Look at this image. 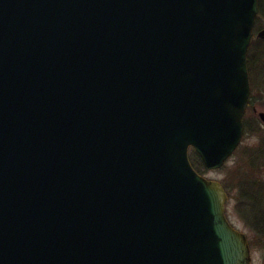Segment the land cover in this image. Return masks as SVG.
Listing matches in <instances>:
<instances>
[{"label":"water","instance_id":"95a60500","mask_svg":"<svg viewBox=\"0 0 264 264\" xmlns=\"http://www.w3.org/2000/svg\"><path fill=\"white\" fill-rule=\"evenodd\" d=\"M256 13L0 0V264H253L188 151L214 170L240 143Z\"/></svg>","mask_w":264,"mask_h":264},{"label":"rangeland","instance_id":"374dc122","mask_svg":"<svg viewBox=\"0 0 264 264\" xmlns=\"http://www.w3.org/2000/svg\"><path fill=\"white\" fill-rule=\"evenodd\" d=\"M264 6V3H263ZM258 17V25L256 26L257 29L253 31L251 35V41L254 40V43L250 48L247 47L248 52L251 50L252 57L256 58V60H251L250 64H253V70L250 73V80H251V90L252 96L256 94V99L259 100V104L256 106L257 112L264 110V83L259 80L255 75V73L260 69L261 62H264V37L257 38L255 36L256 32L259 28L264 27V10L261 8L256 14V18ZM247 52V54H248ZM256 55V56H255ZM249 64V66H250ZM264 71V70H262ZM264 73V72H263ZM245 117L244 122L246 123V129L243 128L242 138H240V143L234 148L232 155L224 160V165L221 168H216L214 170H208L205 167V170L202 171L201 175L207 176L209 179H218L219 183L223 186L225 184L229 185V187L224 188L227 200L225 201V215L229 218L230 223L237 229L242 230L244 235H246L247 239L249 240L248 245L250 246V256L252 258L253 264H264V231L263 234L255 233L254 230L250 225H247V222L251 208V204H247L245 207L246 210L241 213L238 212V207L236 204V200L238 199L237 191L235 192V188L233 186V182L237 177L235 176V171L237 169L244 171L246 169V165H244V158L245 155L249 153H255V150L259 149L260 141H258V136L255 132L257 130L261 134H264V121L257 120V113L251 111L248 107L245 110ZM254 130V131H253ZM190 151V149H189ZM188 151V152H189ZM264 175V171H263ZM264 181V176L262 178Z\"/></svg>","mask_w":264,"mask_h":264},{"label":"trees","instance_id":"16d2710c","mask_svg":"<svg viewBox=\"0 0 264 264\" xmlns=\"http://www.w3.org/2000/svg\"><path fill=\"white\" fill-rule=\"evenodd\" d=\"M259 11L261 8L264 10L263 4L258 2ZM258 17L256 18V22L254 23V29H257L258 25ZM255 44L254 40L250 42L248 45L249 48ZM248 48V49H249ZM251 49V48H250ZM251 50L246 55L247 63L250 64L251 60H256V58L252 57ZM256 56V55H255ZM245 117V114H244ZM243 118V117H242ZM244 121V118H243ZM245 123V122H244ZM244 129H246V124ZM254 131V130H253ZM257 134L258 141H260L259 149L255 150V153H247L244 158V165H246V169L244 171L237 169L235 171V176L237 179L232 183L235 192L237 191L238 199L236 200V204L238 207V212H244L247 204H251L253 208L249 210V218L247 225H250L254 232H259L260 234L264 231V181L263 171H264V134H261L257 130H255ZM189 155V163L192 165L198 174H202V171L205 170V166L202 165L201 159L193 149H190L188 152ZM224 188L229 187V185H223Z\"/></svg>","mask_w":264,"mask_h":264},{"label":"flooded vegetation","instance_id":"af4514ba","mask_svg":"<svg viewBox=\"0 0 264 264\" xmlns=\"http://www.w3.org/2000/svg\"><path fill=\"white\" fill-rule=\"evenodd\" d=\"M258 2H260L261 1V3L263 4L264 3V0H257ZM257 7H258V3H257ZM258 12H259V7H258ZM255 61V60H254ZM260 66V69H261V71L259 70V72L260 73H258V71L255 73L256 75V77L259 79V80H261L263 83H264V71H262V70H264V62H261V64L259 65ZM246 67H247V69H248V74H249V76H248V80L250 81V86H249V90H250V95L248 96V105L245 107V110H247V108L249 107L250 109H251V111H253V112H255V113H257V120H259V121H262V120H260L259 119V112H263V111H259V112H257V110H255L256 109V106L260 103L259 102V100H257L256 99V94H253V96H252V90H251V80H250V73L252 72V70H253V68H251V67H253V64L251 65L250 64V66L247 64L246 65ZM244 110V111H245ZM246 112V111H245ZM245 112H244V114H245ZM242 117H244V115L242 116ZM242 121H243V118H242ZM263 122V121H262ZM245 124L246 123H244V121H243V128L245 127ZM243 131V130H242ZM255 233H257V232H255ZM248 242H249V240H248Z\"/></svg>","mask_w":264,"mask_h":264}]
</instances>
